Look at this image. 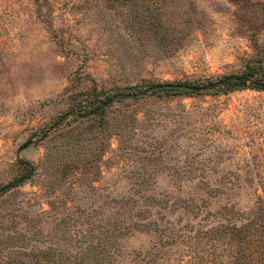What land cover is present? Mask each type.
Listing matches in <instances>:
<instances>
[{
    "label": "rangeland",
    "instance_id": "1",
    "mask_svg": "<svg viewBox=\"0 0 264 264\" xmlns=\"http://www.w3.org/2000/svg\"><path fill=\"white\" fill-rule=\"evenodd\" d=\"M247 63L264 72V0H0V188L34 169L0 196V264H190L200 232L261 215L264 92L64 116L93 88Z\"/></svg>",
    "mask_w": 264,
    "mask_h": 264
},
{
    "label": "trees",
    "instance_id": "2",
    "mask_svg": "<svg viewBox=\"0 0 264 264\" xmlns=\"http://www.w3.org/2000/svg\"><path fill=\"white\" fill-rule=\"evenodd\" d=\"M251 89L264 92V72L256 63H247L236 74L195 81L161 83L145 81L134 86L115 88L110 91H91L74 97L69 111L64 116L76 120L102 118L116 103L139 100L147 95L158 97H195L211 94H228ZM34 174V169L24 163V173L0 188V196L9 190L22 186ZM262 209V208H261ZM264 209V208H263ZM262 209V210H263ZM261 212V210H259ZM198 250L191 251L190 264H264V210L261 215L246 219L239 227L233 223L220 224L200 232ZM105 259H112L102 250ZM95 255V251H90ZM88 253L79 255V263L84 264ZM100 261L99 259H97ZM102 263L101 261L98 264ZM112 264V263H111Z\"/></svg>",
    "mask_w": 264,
    "mask_h": 264
}]
</instances>
